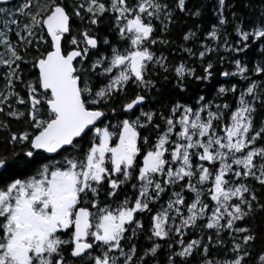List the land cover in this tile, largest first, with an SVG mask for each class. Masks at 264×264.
<instances>
[{
  "label": "snow or ice",
  "instance_id": "snow-or-ice-1",
  "mask_svg": "<svg viewBox=\"0 0 264 264\" xmlns=\"http://www.w3.org/2000/svg\"><path fill=\"white\" fill-rule=\"evenodd\" d=\"M218 6V24L199 49L182 50L203 63L221 49L238 55L251 41L261 45L258 60L229 57L233 70L219 75L240 76L239 86L221 84L211 99L199 95L194 106L176 102L159 113L143 110L147 97L136 91L154 87L146 78L150 67L172 72L180 91L187 80L213 75L211 60L197 75L187 61L169 65L152 50L169 43L157 31H169L186 0H26L14 11L0 7V113L24 121V130H13L0 120L7 133L0 264H161L158 241L167 243L164 264H264L256 230L237 224L264 212L256 187L264 189V119L256 123L258 108L264 110V11L247 30L235 24V44L226 36L221 43L225 0ZM104 21L115 42L99 35ZM195 36L189 30L183 40ZM225 59L219 56L222 65ZM138 215L148 218L146 229ZM138 232L148 242L143 248Z\"/></svg>",
  "mask_w": 264,
  "mask_h": 264
},
{
  "label": "trees",
  "instance_id": "trees-1",
  "mask_svg": "<svg viewBox=\"0 0 264 264\" xmlns=\"http://www.w3.org/2000/svg\"><path fill=\"white\" fill-rule=\"evenodd\" d=\"M26 2V0H15L14 2L6 5H0V7L9 8L14 11L15 7L20 4ZM171 2V0H169ZM245 5H249L245 7ZM199 9V16H192L188 13L192 11H196ZM34 10V9H33ZM218 0H186V10L185 13H180L178 10L174 13L173 21L169 25V31L167 33H159L157 31V35L162 36L164 39L168 40V44H158L152 50L156 55L163 54L167 58V62L169 65H174L179 63L181 60L187 61L189 67L195 69L197 75L203 74V64H206L208 60H211L214 64V68L211 70L213 72L212 77H210L206 81H196V80H187L186 89L184 91H180V89L175 87V77L172 72H164L158 66L155 68L149 69V73L146 78L154 80L156 83L154 87L150 89H136V91H141L146 97L144 105L142 106L143 110H156L159 113L160 110H167L171 107L173 103L179 102L181 104H189L195 105V101L199 95H205L208 99H211L213 93L216 89L224 84L225 86H230L231 84H237L239 86L241 82L240 76H228L221 77L219 75L220 71H229L233 70V66L229 62V57L239 58L243 62H253L258 60L259 53L258 49L261 47L260 44H253L249 41V49H246L244 52L240 54H236L234 52H224L223 49L219 51V53H210L208 58L203 61V63L196 57H190L187 52H184L182 49L192 48L194 51L199 49L200 42L204 39V36L207 31L211 30L213 24H218ZM223 14L225 15L228 23L219 26L220 27V35L222 37L221 43H223V37H227L228 42L235 44L239 37L234 31L235 24L241 23L245 29L251 27V24L260 17L261 12L264 11V0H225V6L222 9ZM235 13V16L233 15ZM23 24L26 21V17L17 16ZM199 25V27H197ZM16 29H14L15 31ZM191 30L196 33V36L189 40L184 41L183 35L184 33ZM99 35L109 36L114 42L116 40L115 35L110 32V25L104 21L99 25ZM11 38L15 40L14 32L11 34ZM104 48L101 45V51ZM2 51V50H0ZM219 56H225V61L223 65L220 63ZM22 68H24L25 78L31 79L27 73L30 71V65L28 67H24L23 63L21 64ZM165 76H168V80L164 79ZM106 82V81H105ZM17 91L20 92L21 95H26V90L17 87ZM134 94V87H128V95L131 96ZM123 95V93L121 94ZM232 97L229 95V100ZM13 106L20 111L25 110V106L16 105L15 101H13ZM8 111V108L5 106V112ZM141 111V107L137 108L135 112L138 114ZM112 113H106L104 119H109L112 117ZM7 119L12 126L13 130H24V121L23 120H15L10 117H6L4 114L0 113V120ZM260 119H264V110H259L256 113V123L259 124ZM116 122V118L112 119V123ZM148 130H142L141 136L146 135ZM7 133L0 131V152L4 151L5 145V137ZM10 149L11 145H7ZM30 174V173H29ZM258 192L257 195L260 197L261 202H264V189H260L259 185H256ZM125 189L120 190V197L122 198ZM129 193H131V188L127 189ZM103 198V194L102 197ZM166 198V197H165ZM138 219L143 220V224L145 229L149 226V220L147 217H142L140 215L137 216ZM238 226H249L256 230L257 233V241L256 247L259 248L264 244V212L256 210L254 215L246 217L244 221L237 222ZM131 234V232H129ZM193 234H189L187 239H192ZM136 239L138 240L139 246L143 248L148 244L145 239L144 234L137 233ZM161 243L162 248L158 250L159 255L157 259L164 264L166 260V252H167V243L164 241H158Z\"/></svg>",
  "mask_w": 264,
  "mask_h": 264
},
{
  "label": "water",
  "instance_id": "water-1",
  "mask_svg": "<svg viewBox=\"0 0 264 264\" xmlns=\"http://www.w3.org/2000/svg\"><path fill=\"white\" fill-rule=\"evenodd\" d=\"M15 0H6V2H0V5H6V4H10V3H12V2H14ZM145 103V102H144ZM144 105V104H143ZM142 105V106H143ZM137 108H139V107H137ZM136 108V109H137Z\"/></svg>",
  "mask_w": 264,
  "mask_h": 264
},
{
  "label": "rangeland",
  "instance_id": "rangeland-1",
  "mask_svg": "<svg viewBox=\"0 0 264 264\" xmlns=\"http://www.w3.org/2000/svg\"><path fill=\"white\" fill-rule=\"evenodd\" d=\"M8 8V7H7ZM9 9V8H8Z\"/></svg>",
  "mask_w": 264,
  "mask_h": 264
}]
</instances>
